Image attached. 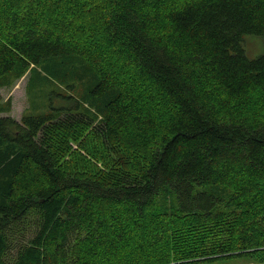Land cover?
<instances>
[{
  "label": "trees",
  "instance_id": "16d2710c",
  "mask_svg": "<svg viewBox=\"0 0 264 264\" xmlns=\"http://www.w3.org/2000/svg\"><path fill=\"white\" fill-rule=\"evenodd\" d=\"M248 37L264 0H0V264H264Z\"/></svg>",
  "mask_w": 264,
  "mask_h": 264
},
{
  "label": "rangeland",
  "instance_id": "374dc122",
  "mask_svg": "<svg viewBox=\"0 0 264 264\" xmlns=\"http://www.w3.org/2000/svg\"><path fill=\"white\" fill-rule=\"evenodd\" d=\"M245 52L249 58H256L264 52V39L262 37H248L245 41ZM26 79L25 77L19 79L14 83L11 87H3L0 88V98L2 101L9 100L10 101V115L19 120L21 115L26 112L28 103L26 99L25 87H26ZM45 90H48L46 87ZM43 90V91H45ZM51 91V90H50ZM58 91V90H56ZM33 92H31V96ZM47 94L43 97L44 103H47ZM53 100V99H52ZM55 100V99H54ZM12 103V105H11ZM28 113L32 114V111H28ZM238 262H234L231 264H248L245 260H237ZM198 264H227L223 261H215L210 263H198Z\"/></svg>",
  "mask_w": 264,
  "mask_h": 264
},
{
  "label": "crops",
  "instance_id": "0c3cea01",
  "mask_svg": "<svg viewBox=\"0 0 264 264\" xmlns=\"http://www.w3.org/2000/svg\"><path fill=\"white\" fill-rule=\"evenodd\" d=\"M4 102H6V100L5 101H2L1 100V102L0 103H4ZM11 105H12V103H11ZM11 109V108H10ZM11 111V110H10ZM10 111L8 112V113H0V116H11L9 113H10ZM12 117V116H11ZM15 119V118H14Z\"/></svg>",
  "mask_w": 264,
  "mask_h": 264
}]
</instances>
